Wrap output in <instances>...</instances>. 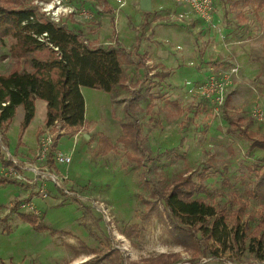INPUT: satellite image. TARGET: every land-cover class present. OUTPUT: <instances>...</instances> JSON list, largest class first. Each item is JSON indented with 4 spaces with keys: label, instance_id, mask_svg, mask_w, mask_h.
I'll use <instances>...</instances> for the list:
<instances>
[{
    "label": "rangeland",
    "instance_id": "1",
    "mask_svg": "<svg viewBox=\"0 0 264 264\" xmlns=\"http://www.w3.org/2000/svg\"><path fill=\"white\" fill-rule=\"evenodd\" d=\"M26 1L40 13L39 0ZM90 1L98 9L96 19L86 23L87 32L97 33V42H111L129 52V59L122 64L127 88L118 86L110 95L96 88H81L87 125L77 134L63 133L58 139L59 151L71 158L67 164L55 163L54 173L59 184L44 178L43 184L16 180L17 187L0 185V217L7 215L0 218V264H111L104 259L110 252L117 254L119 264H264V242L260 245L258 234H254L256 222L264 211V185L258 190L254 186L257 174L263 170L264 150L251 149V139L239 133V129H245L252 138L264 140V44L263 52L253 55L257 57L255 60L248 51L230 52L228 47L236 42H226L218 28L225 25L228 30L237 29L241 25L238 20L241 12L254 28L247 36L249 40L241 43H254L252 41L264 37V11L256 15L249 7L236 6V0H214V11L220 10V19L215 20L213 16L211 24L205 27L192 19L187 6L175 8L170 3L166 10L178 11L175 16L162 10L154 17L164 27L163 38L175 33L180 41L178 51L184 57L185 52L191 51L192 56L174 61L167 55L170 67L166 68L152 55L148 56L144 48L152 47L147 42L151 41L155 30L147 28L145 31L141 26L143 11L138 0H108L117 12L125 10L127 16L120 17L118 24L115 22V39L109 18L100 20L104 12L102 3ZM67 3L74 4L73 0ZM127 26L143 42L144 47L139 50L144 55L133 51L134 37ZM191 35L192 48L185 41ZM8 45L7 39L0 40V73H7L12 64ZM224 50L227 52L221 53ZM257 50L253 48V53L258 54ZM166 52L173 56V51ZM145 59L152 61L147 63ZM139 61L143 65L137 68ZM164 73L167 74L161 76ZM219 84L223 86L222 102L216 99ZM133 90H139L141 98L137 101L138 110L130 114L125 107ZM167 100H175L181 110L173 117L166 114ZM150 103L151 111L147 108ZM45 106L43 100H35L33 119L23 132L21 105L17 106L10 122L0 127L8 152L14 153V159L20 164L37 160V143L30 146L45 118ZM256 110L263 115L259 117ZM235 117L243 121L239 129L228 133V119ZM126 120H133L139 128L137 148L125 150L117 142L120 124ZM100 132L115 145L104 155L99 153L96 143ZM44 134L43 130L39 140ZM21 135L28 148L19 152L14 147ZM127 151L139 155L141 164L128 161ZM1 155L6 160L7 152L0 147V164ZM202 170L207 172L206 189L196 196L214 206L219 217L220 212L223 213L225 222L208 240L211 247L208 251L216 249L217 254L205 251L202 256H193V251L179 242L163 200L151 198L142 182L145 176L150 184H166L178 175L191 173L195 177ZM42 187L45 196L39 191ZM249 189L253 195L246 194ZM65 191L83 193L86 199L80 201ZM97 199L105 203L110 221L91 206ZM147 199L151 200L150 205L145 203ZM17 201H21V212L35 213L42 218L43 231H36L9 210ZM240 203L244 206L235 220L233 213ZM205 226L198 231L194 229L197 238L205 230L210 232L211 225ZM51 229L56 231H49ZM129 229L133 230L127 235ZM95 260L99 262L94 263Z\"/></svg>",
    "mask_w": 264,
    "mask_h": 264
},
{
    "label": "trees",
    "instance_id": "2",
    "mask_svg": "<svg viewBox=\"0 0 264 264\" xmlns=\"http://www.w3.org/2000/svg\"><path fill=\"white\" fill-rule=\"evenodd\" d=\"M243 1L254 5L257 10L264 6V0ZM4 39L9 42L8 52L12 64L7 73H0V105L6 103L1 108L0 125L8 124L17 106L21 105L24 113L20 129L23 132L33 119L35 100L41 99L46 104L43 124L49 126L57 120L65 129L64 134H75L85 124L82 87L96 88L106 93H111L118 86L126 88L122 58L127 61L128 53L112 44L98 46L86 44L80 32L50 21L38 13L37 8L26 0H0V40ZM165 75L166 73L161 74V76ZM140 98L139 90L133 91L126 107L128 113L134 114L138 110L137 101ZM168 103L176 110L172 108L167 112V116H175L181 111L176 101L168 100ZM152 107L151 103L147 106L149 111ZM240 122V118H230L227 132L233 133L239 129ZM37 132V145H39V137L43 133L42 127H38ZM239 133L251 139L249 140L251 149L258 147L264 150L263 139L252 138L245 129H239ZM246 134L249 135L246 136ZM60 136L61 134L53 137L46 151L45 163L50 171L55 169L54 154ZM21 137L22 135L19 136V142ZM117 142L125 150L129 147H138L139 128L133 120L121 123V134ZM98 145L101 154H106L115 147L105 136H100ZM125 155L128 161H134L137 165L141 164L142 160L139 155L128 151ZM1 160L3 167L9 165L2 155ZM206 179L205 170L195 177L191 173L181 174L170 183L157 185L150 184L143 176L142 183L149 190L150 197L163 200L179 242L191 249L193 256H202L205 251L210 250L208 240L225 222L223 213L220 212L219 217L214 206L203 197L196 196L198 193L205 192ZM12 181L15 180L11 177L0 176V184ZM263 185L264 163L263 170L257 174L254 186L258 190ZM246 194L250 196L254 193L252 189H249ZM145 203L150 205L152 202L147 199ZM242 203L238 204L239 208L233 213L235 220L240 216L244 206ZM20 205L21 201H17L11 209L36 231H43L45 226L41 218L35 213L19 212ZM208 224L211 225L210 232L206 233L205 230L201 237L197 238L194 229L201 230ZM185 225L191 227L186 228ZM132 230H127L126 234L129 235ZM49 231L55 232L56 230ZM254 234H258V243L261 245L264 242V211L256 222ZM209 253L216 255L217 250H211ZM104 259H108L111 264H119V257L113 252L106 254ZM96 262L95 260L94 263Z\"/></svg>",
    "mask_w": 264,
    "mask_h": 264
},
{
    "label": "crops",
    "instance_id": "3",
    "mask_svg": "<svg viewBox=\"0 0 264 264\" xmlns=\"http://www.w3.org/2000/svg\"><path fill=\"white\" fill-rule=\"evenodd\" d=\"M99 1L102 3V8H103V11H104L102 13L101 17H100V20H101L102 17L109 18L110 25L114 29V32L112 33V36L115 39L116 36H117V32H116L117 30H116L115 22H116V24H118V21H119V18L120 17H123V18L126 17L127 18L126 11L123 10L122 13L117 12V10L115 8H113L112 5L109 4L108 0H99ZM139 1L140 0H138V4H139ZM73 3L74 4H73L72 7H74L77 10V12L75 14H73V15L63 16L62 17L63 21L61 23L63 25H66L68 28H70V29H72L74 31L80 32L82 34V36L85 38V42L88 45L90 44L92 46H98V45L112 44L111 42H108V43H104L103 44L102 42H100L101 40L97 42L96 39L98 38L99 35H96L97 33H88L87 32L88 29L85 28L86 27V23H89V22L95 20L96 19L95 17L97 16L96 13H97V9L98 8L93 5V2L90 1V0H88L85 3H81L78 0H73ZM150 3H151V9H150V11H148V13H146V11H143V17L141 16L142 18H140V21H141V26L144 28L145 31L148 30V29H150V28H154V30H155L154 35L151 37V41H148L147 42L148 45H152V47H148V46H145L144 47L143 46V42H141V39L139 37H136V33L134 32V30L132 28H130L129 26H127L129 28L130 32L132 33L133 37H134V41L133 42H135V47H134L133 51L135 53H138V54L141 53V55H144L142 53V51H140L139 49H142L143 47L146 48L148 50V56H151L152 55L155 58L156 61L162 63L166 68L167 67H170L169 64H168V61H169L168 57L169 56H171L174 61L176 59H178V58L182 59V58H187V56H192V52L191 51H190L189 54H185L186 53L185 52L184 53L185 57L182 56V53L178 51L179 50L178 43L180 41L177 39L176 35H174L175 33H172V34L171 33H168L166 35V39L163 38V36H162V34H163L162 33V31H163L162 30V27L163 26H161L160 24H158L159 19L157 17H154V14L155 13H161L162 10H166V7H168L169 5H171L170 3H172L175 8L176 7H181L182 5L177 4L174 0H150ZM234 3L236 4V6L237 5H242V6H245V7H249L254 12V14H256V15H258L259 13H262L264 11V6L261 7L259 10H257L254 5L249 4V3H245L243 0H236ZM183 6H185V5H183ZM82 10H85L86 12L90 13L91 16L88 17V18H84L80 14V12H79V11H82ZM114 12H117V13L114 14ZM166 12H169L170 15H174V16L178 13V11H176V10H166V11H162V13H166ZM220 13H221L220 10L216 11V13L214 14L215 20L216 19H220ZM107 14L110 15V16H108ZM191 17H192V19L194 21L200 23L201 25H203L205 27L210 25V24L203 23L201 20L198 19V17L194 13L191 14ZM65 20L68 21V23ZM100 20H99V23H100ZM238 20H239V23H241V25H239L237 29H234L233 28V29H229L228 30V28H226L227 26H225V25H223V27H221L222 26L221 25L218 28L222 32V34L224 35V39H226V42L229 41L230 44L231 43L234 44L233 42H236V44H234L233 46H229L228 47V50L230 52L231 51H237L239 53V50H240V54H242V53H245L246 51H248L250 53V55L252 56V59L255 60L257 57H253V55H259L260 52H263V45L262 44H264V37L257 38L258 39L257 41H252L254 43H250V42L241 43L245 39H247V41L249 40L247 36L252 34L254 28L252 26H250V24H248V22H246V19L242 16L241 12H240V19H238ZM126 25H127V23H126ZM216 30H218V29H216ZM98 34H99V31H98ZM119 39H120V37H119ZM220 39L222 40L221 37H220ZM185 41H186V43H189V46L191 48L193 47V45H194V39H193V36L192 35H191V38L186 39ZM121 42H122V40H121ZM230 44L227 43V45H230ZM166 47L168 48V50H171V51L174 52V53H172L173 56L171 54H168L166 52V51H168L166 49ZM217 47H219V45ZM253 48H254V50L255 49H258L257 50V53L258 54H254L253 53ZM120 49H122V48H120ZM123 50L126 53H128V55H129V52H127L125 49H123ZM175 52H177L179 55L177 53L175 54ZM226 52H225V50H224V52L221 51V53H226ZM167 55H169V56H167ZM205 56H207V54H205ZM122 59H123L122 61L124 62V58H122ZM128 59H129V56H128ZM145 61H147V63H151L152 59H145ZM142 65H143V63H141L139 61L137 63V65H136V67L137 68H140ZM126 88H127V85H126ZM133 91H135V90H133ZM107 94L110 95V93H107ZM130 99H131V97H130ZM169 101H175V100H169ZM107 103H110V102H107ZM44 104H45V101H44ZM166 104H167V112L174 107L173 105H171V104L168 103V100L166 101ZM127 105H128V102L126 104V107H127ZM126 107H125V109H126ZM112 114H113V108H112ZM168 117H173V116H168ZM22 118H23V114H22V117H21L20 121H22ZM235 118H240V121L241 122L243 121V119L241 117H235ZM126 121H128V120H126ZM126 121H123V122H126ZM43 122H44V119L42 121V125L40 126V127H42V129L45 128V125L43 124ZM123 122H121V123H123ZM86 125L87 124H84V126L78 132H81L85 128ZM120 127H121V124H120ZM2 129L4 130L3 127H2ZM37 129L35 131V136L33 138V143H32V145L30 147L35 146L36 143H37V137H38ZM63 133H65V129H64V132ZM77 133H75V134H77ZM72 135H74V134H72ZM97 136H98L97 137V142H96L97 145H98V140H99L100 136H105L106 138H108L111 141V139L109 137H107L106 135H104L101 132L98 133ZM3 138H4V134H3ZM16 147H17V150L19 152L20 151H23L24 149H27L28 148L27 145H26V143H25V141H24L23 136L21 137V141L20 142L19 141L16 142V145H15L14 148H16ZM98 148H99V145H98ZM98 151H99V149H98ZM56 152H60L59 149L57 148V146H56ZM101 155H104V154H101ZM2 156H3V158H5L4 155H2ZM11 156L13 157V161L10 160L9 158H6V160L9 162V165H12L13 166V169L16 172L21 173L23 176H25L28 180H31L32 182L38 181L39 183L43 184L42 182H43V179L44 178L40 174H36L34 171H32L30 169L29 170L28 169H25L24 170L26 172L25 173L23 171V169L20 168L21 166H24V164H37L40 168L47 169L49 172L53 173L54 175L56 174V173H54V172H56L55 169L52 170V171H50L47 168L46 163H45L46 162L45 160L43 161V163H41L40 161H38V162L37 161L36 162L24 161L23 164H20V162L16 158H15L16 160L14 159V153ZM55 163H58V162H56L55 159H54V164ZM9 165H7V166H9ZM2 166L3 165L0 164V167H2ZM55 167H56V165H55ZM58 170L60 171V173H62L61 170L59 169V167H58ZM59 171H58V173H59ZM56 178H57V176H56ZM11 179H14V178H11ZM14 180L15 181L5 182V183H2L0 185L14 184L17 187L18 184L16 183V179H14ZM32 182H30V184ZM25 183H28V182H25ZM52 183L59 184V183H55L53 181H52ZM65 193H68L69 195H71L72 197H74V198H76V199H78L80 201H85V199H86V196H84L83 193H79L77 191H69V192L68 191H65ZM28 197L30 199V194H29ZM97 200H99V199H97ZM91 203H92L91 206L92 205L94 206L93 202H91ZM12 205H13V203L10 205L9 210L12 211V212H14L17 215V213L11 209ZM96 209L99 211V209L97 207H96ZM19 212H21V211L19 210ZM21 213H29V212H21ZM6 216L7 215L5 214V215H3L0 218L3 219ZM17 217H18V215H17ZM41 221H42V218H41Z\"/></svg>",
    "mask_w": 264,
    "mask_h": 264
},
{
    "label": "built area",
    "instance_id": "4",
    "mask_svg": "<svg viewBox=\"0 0 264 264\" xmlns=\"http://www.w3.org/2000/svg\"><path fill=\"white\" fill-rule=\"evenodd\" d=\"M69 0H39L37 1L38 9L40 13L48 18L50 21L62 24V17L63 16H69L73 15L77 12V10L68 5ZM179 5H185L188 6L192 13H194L199 20H201L205 24H211L213 16H214V9H215V2L214 0H174ZM80 14L84 18H88L91 16L90 13L86 12L85 10L79 11ZM45 34V33H44ZM86 43V42H85ZM87 44V43H86ZM222 90L223 86L222 84H219L216 86V92H217V101L222 102ZM206 96L210 98L209 92H207ZM6 103H1L0 105V112L1 108L5 106ZM255 114H257L259 117L263 115V112L260 110H256ZM2 124L0 125V127ZM45 131L44 137L39 140L38 151H37V162L40 161L43 163L45 160L46 151L49 148L52 139L55 135L63 134L64 128L61 126V123L59 121H54L53 124L49 126H45L43 129ZM0 147L1 149L7 152L6 158H9L13 161V157L7 150V145L5 144L3 140V135L0 133ZM5 154V153H4ZM54 159L58 163L67 164L70 163L71 158L68 155H63L61 152H56V155L54 156ZM21 169H30L34 171L36 174H40L43 178H51V180L55 183H58L56 176L49 172L47 169L40 168L37 164H24V166L20 167ZM0 176H7L14 178L19 181L23 182H32L31 180H28L25 176H23L21 173L16 172L13 169L12 165L6 166V167H0ZM42 196H45L46 193L44 192L43 187L39 190ZM93 202L94 206H96L101 213H103L104 217L107 221H110V212L108 211L106 205L102 201L94 200Z\"/></svg>",
    "mask_w": 264,
    "mask_h": 264
},
{
    "label": "water",
    "instance_id": "5",
    "mask_svg": "<svg viewBox=\"0 0 264 264\" xmlns=\"http://www.w3.org/2000/svg\"><path fill=\"white\" fill-rule=\"evenodd\" d=\"M139 6L142 11H150L151 9L150 0H140Z\"/></svg>",
    "mask_w": 264,
    "mask_h": 264
}]
</instances>
